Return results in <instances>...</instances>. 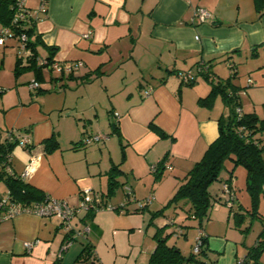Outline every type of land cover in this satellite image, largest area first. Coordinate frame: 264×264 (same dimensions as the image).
<instances>
[{"label": "crops", "instance_id": "1", "mask_svg": "<svg viewBox=\"0 0 264 264\" xmlns=\"http://www.w3.org/2000/svg\"><path fill=\"white\" fill-rule=\"evenodd\" d=\"M38 1L26 0V7L34 11ZM198 6L210 13L204 22L194 17ZM38 16L40 88H24L16 81L2 92L0 141L9 130L28 129L32 146L13 148V171L22 176L33 159L25 181L71 204L81 200L84 188L109 202L120 186L129 187L135 198L151 194L150 204L167 202L166 190L171 187L174 194L217 137V119L227 114L219 95L209 106L200 103L210 90L204 75L186 84L178 73H196L198 62H206L209 79L223 81L228 62L237 75L240 61L264 52V0H47L46 11ZM47 60L50 66L44 64ZM55 64L74 67L58 70ZM97 133L106 137L80 142ZM52 134L59 146L47 152L43 140ZM157 164L162 165L160 178L151 171ZM115 166L119 171L111 173ZM227 177L219 175L209 186L211 195L220 194ZM233 179L232 207L211 208L203 220L205 257L215 264H236L244 223L237 227L233 214L247 216L251 205L249 197L239 198ZM112 181L118 186L107 196ZM3 185L0 197L8 195ZM257 202L264 214V197ZM96 213L76 214L74 226L85 222L89 231L63 250L69 230L57 216L21 212L0 222V264H53L57 259L63 264H115L99 250L103 231ZM85 244L91 245V259L81 255Z\"/></svg>", "mask_w": 264, "mask_h": 264}, {"label": "trees", "instance_id": "2", "mask_svg": "<svg viewBox=\"0 0 264 264\" xmlns=\"http://www.w3.org/2000/svg\"><path fill=\"white\" fill-rule=\"evenodd\" d=\"M18 1L19 0H0V29L7 28L9 30L10 37L8 39H15L20 42L21 35L26 37L24 43L29 53L17 57L15 61V73L18 75L24 70L32 71L34 73L33 80L39 84V87L35 90H38L40 88L41 69L43 64L42 61H39L38 52L36 50V46L42 44L40 35L35 29L37 18L30 15L29 9L26 7V2L24 5V16L16 17L19 10ZM7 40L1 45L6 46ZM261 46H264V44H261ZM50 50L51 52L47 58L49 60L52 58V50H54V47H51ZM23 58L25 62H22ZM44 64H49L48 66H50V61L47 60ZM197 65H199L201 71H196L194 74L195 78L186 84H192L199 74L204 75L206 79L209 80L210 90L206 96L199 99L200 103L209 106L212 104L213 99L219 95L224 106L227 108V114H222L217 119L218 135L208 145L202 158L194 163L184 177L180 179L176 191L167 201L166 205L152 212V215H163L164 208L178 201H183L187 206L184 208L186 217L198 219L203 226V220L208 216L211 202L219 196V194L211 195L209 186L219 179L222 169H226L228 172V177L225 179V182H230L236 167L242 166L246 172V189L249 192L251 201L250 208L245 212V215L249 214L250 217H257L262 223V229L254 245L247 255L244 256L245 263L249 256L256 257L260 251L264 249V214L259 213L257 209L259 197H264V117L258 116L254 111H243L238 87L230 80L231 77L236 75L235 65L232 62H228L227 64L230 70L229 77L223 81L218 80L214 83L209 79L208 75L210 72V64L198 62ZM251 83L252 82L249 84ZM4 90L3 87H0V92ZM112 126L113 129H117L116 122L112 121ZM25 135L30 139L28 129L9 130L5 138L0 141V181L4 182L8 190V195L2 196L0 199L8 198L10 202L20 203L23 208L33 206V204L37 202H43L48 197L42 190L30 185L22 176L16 174L12 169L11 152L13 148L16 145L26 149L32 146L31 139L28 144L21 145V138ZM87 135H85L84 138ZM84 138H82L80 142H82L83 145L90 144L86 143ZM43 144L47 152L56 149L59 146L56 134H52L45 138ZM7 167L10 168V171L7 170ZM156 167V178H160L162 174V165L157 164ZM112 171H119V168L115 166L112 168L111 173ZM109 178L113 179L114 175H110ZM117 183L118 182L114 183L113 181L110 183L108 193H106L107 196L118 186ZM120 206L125 207L126 204ZM147 206L148 205L145 207ZM145 207H137L135 210H142ZM93 212H95V210L87 211V215L90 216ZM233 215L237 227L240 228L246 216L237 214V212ZM83 225L87 224L84 222ZM202 226L201 230L203 231ZM248 228L249 226H245L242 231L247 232ZM68 233L66 239L69 237L72 239L78 237L71 235V231H68ZM169 235L161 236L158 231L154 234L156 244L153 252L149 256L148 264H181L193 259L199 264H215L213 262L200 261L193 258V256H184L178 247L167 242ZM201 238L203 242L199 254L205 256L207 251L204 231ZM81 255L84 256L85 260L91 259L93 257L91 245L85 244ZM53 264L63 263L57 259Z\"/></svg>", "mask_w": 264, "mask_h": 264}, {"label": "rangeland", "instance_id": "3", "mask_svg": "<svg viewBox=\"0 0 264 264\" xmlns=\"http://www.w3.org/2000/svg\"><path fill=\"white\" fill-rule=\"evenodd\" d=\"M19 45L20 42L15 39H8L6 46L0 45V85L5 88L4 91L14 86L16 81L24 88H28V82L33 77L29 70H24L18 75L15 73V61L17 57L23 55ZM24 60L23 58L22 62H25ZM228 71L229 74H226L225 78L230 75L229 68ZM249 79L251 84L248 83ZM230 80L238 87L242 109L245 112L254 111L258 116L264 117V52L260 51L258 55L240 61L238 74L231 77ZM1 95L2 92H0ZM110 137L108 135V138ZM169 173V171L165 172L164 177ZM227 173L226 169H222L220 177ZM245 177V169L242 166H237L234 170L233 182L240 199L250 198L246 189ZM3 184L0 181V188L4 187ZM122 187L120 186L117 190L115 199L113 198L109 202L105 201L103 194L99 192L102 205L95 211L100 222L97 221L103 231L98 247L110 257L111 261H114L115 264H147L150 248L152 249L156 243L154 234L158 231L161 236L170 234L167 242L178 247L184 256H193L195 259L207 262L205 256L193 252L202 223L194 217H186L184 208L187 206L183 201L164 208L163 215L153 216L152 212L163 208L167 202L153 201L152 204L149 203L150 206L137 211L135 210L137 208L136 200L139 201L142 198H135V194L132 193L131 201L126 202L125 186ZM172 194L170 187L164 196L168 195L167 197L170 199ZM119 198L121 199L117 200ZM115 200L117 202H113ZM121 204H126V206L121 207ZM221 207L227 209L228 206L221 205ZM163 219H166L167 223H162ZM73 223L74 221L72 226L77 228ZM245 225L249 228L247 232H242L244 237L238 241L237 258L247 255L262 228L260 219L250 217L249 214L244 221V227ZM184 263L199 264L194 259ZM243 264H264V249L256 257L249 256Z\"/></svg>", "mask_w": 264, "mask_h": 264}, {"label": "built area", "instance_id": "4", "mask_svg": "<svg viewBox=\"0 0 264 264\" xmlns=\"http://www.w3.org/2000/svg\"><path fill=\"white\" fill-rule=\"evenodd\" d=\"M25 2H26V0H19L18 1L19 10L17 12L16 17L17 16L18 17L24 16ZM46 9H47V0H39L38 6L35 8V10L34 11L29 10V12H30V15H32L38 19L39 13L45 12ZM209 16H210V13L205 7L198 6L195 8L194 17L198 20V22L206 21V19ZM9 37H10L9 30L7 28H1L0 29V45L3 44ZM25 39H26V37L24 35H21V41H20L19 47L21 48L23 55H26L29 53V50L25 47V43H24ZM55 65L57 66L58 70H62L63 68L65 70H72V68L74 67V65H71V64L65 65V66H59L58 64H55ZM196 71H201V69L199 68V65H197ZM194 74L195 73L191 69L181 71L178 73V75H179V77L183 83H187V82H190L191 80H193L195 78ZM250 82H251V80H249V83ZM28 86L30 89L35 90L39 87V84L36 81L31 80L29 82ZM9 134H10V132H9ZM105 137L106 136H103L100 133H97L95 135L91 134V135H87L84 138V141L86 143H91L93 141L102 140ZM29 142H30V139L27 135H25L24 137L21 138V145L28 144ZM33 162H34V160L31 159L27 163L24 171L22 172V177L27 174V172H28L30 166L33 164ZM167 166H168V164L163 163V167H167ZM7 170L10 171V168L7 167ZM151 171L153 173H156L157 167L152 166ZM126 190H127L126 194L128 195V200H131L130 199L131 197H129V196H133V194L131 193V190L129 187H126ZM153 198L154 197L151 194H149L148 196H146L142 200H139V201L136 200L137 207L138 208L145 207L146 205H148L152 201ZM234 200H235V191H234L232 180L230 182H224L222 184V188H221L219 196H217L216 199H214L211 202L210 209L216 208L220 205H226L230 208V207H232ZM101 201H102L101 200V194L97 193V192L95 193L89 188L88 189L86 188V189L81 191V200L77 204H71L64 199H57V198H52V197L48 196L46 198V200L43 202H37V203H34L33 206L23 208V207H21L20 203L10 202V200L8 198H3V199H0V222L7 220V219H10L13 216H15L21 212L35 213L37 215L44 216V217L57 216L60 218L62 226L65 229L72 232L71 235L83 236V235H85L86 232L89 231V227L87 225H83L80 228H75L72 226V220L74 219L76 214L78 212H80L81 210H83V211H91V210L96 211V210H98L100 208V206L102 205ZM121 205L123 206V204H121ZM202 233H203V231L201 230L200 233L198 234L197 238H196V244L193 247V252L197 253V254L199 253L202 242H203L202 238H201ZM72 241H73V239L71 237L67 238L64 241L61 250L66 249L72 243ZM26 245L30 246L31 243H27ZM243 263H244V257L237 259L236 264H243ZM94 264H101V263H94ZM181 264H185V263H181Z\"/></svg>", "mask_w": 264, "mask_h": 264}]
</instances>
